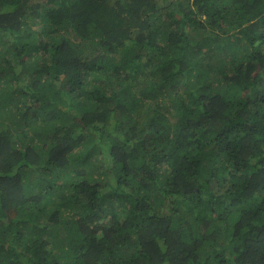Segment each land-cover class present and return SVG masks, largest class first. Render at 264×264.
Here are the masks:
<instances>
[{
	"label": "trees",
	"instance_id": "16d2710c",
	"mask_svg": "<svg viewBox=\"0 0 264 264\" xmlns=\"http://www.w3.org/2000/svg\"><path fill=\"white\" fill-rule=\"evenodd\" d=\"M0 264H264V0H0Z\"/></svg>",
	"mask_w": 264,
	"mask_h": 264
},
{
	"label": "rangeland",
	"instance_id": "374dc122",
	"mask_svg": "<svg viewBox=\"0 0 264 264\" xmlns=\"http://www.w3.org/2000/svg\"><path fill=\"white\" fill-rule=\"evenodd\" d=\"M35 28H36V26H35Z\"/></svg>",
	"mask_w": 264,
	"mask_h": 264
}]
</instances>
